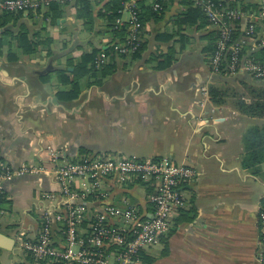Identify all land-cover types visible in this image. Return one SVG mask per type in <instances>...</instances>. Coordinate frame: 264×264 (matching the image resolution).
Here are the masks:
<instances>
[{
    "label": "crops",
    "instance_id": "1",
    "mask_svg": "<svg viewBox=\"0 0 264 264\" xmlns=\"http://www.w3.org/2000/svg\"><path fill=\"white\" fill-rule=\"evenodd\" d=\"M92 1L95 15L107 2ZM157 1L163 11L154 17ZM137 2L145 8L139 52L111 54L80 78L74 75L85 57L120 41L106 32L104 18L89 31L75 4L63 6L58 18L51 10L0 14V161L15 172L31 164L50 172L5 182L11 207L0 224V264L25 261L16 237L38 218L40 196L54 192L46 205L61 203L57 162L110 154L168 158L194 171L178 188L186 206L174 214L168 245L161 240L152 264H261L264 114L256 107L264 106V81L212 73L204 49L213 31L184 22L195 8L188 0H131L126 7ZM218 2L258 9L256 0ZM121 14L127 23L128 10ZM105 186L107 203L152 212L156 184Z\"/></svg>",
    "mask_w": 264,
    "mask_h": 264
},
{
    "label": "built area",
    "instance_id": "2",
    "mask_svg": "<svg viewBox=\"0 0 264 264\" xmlns=\"http://www.w3.org/2000/svg\"><path fill=\"white\" fill-rule=\"evenodd\" d=\"M79 1L84 0H0V14H41L53 5L66 6ZM256 1L258 9L247 11L225 7L216 0H192L206 16L208 27L217 33L215 51L209 59L212 73L247 74L264 81V60L256 54L264 48L261 33L264 0ZM154 8L158 10L160 5ZM126 10L130 14L129 36L125 44L112 46L117 54L132 55L140 47L143 26L132 6ZM243 23L246 26L241 29ZM116 24L125 23L119 18ZM108 59L102 52L96 64L103 67ZM58 163L52 173L60 186L61 203L46 205L50 199L57 198L54 192L41 195L39 217L21 228L16 237L25 254L44 264H145L143 256L154 254L162 237L169 234L174 214L186 206L178 188L194 176L191 168L174 164L168 158H117L110 154L92 159L83 156L60 166ZM49 173L33 164L15 172L0 161V224L10 214L5 182L15 176ZM109 181L120 185L129 181L156 184V191L148 198L152 212L129 203L124 208L107 203L110 191L105 184ZM89 206L94 209V215L89 214ZM259 223L260 263L264 264V208L259 214ZM59 234L64 241L58 238Z\"/></svg>",
    "mask_w": 264,
    "mask_h": 264
},
{
    "label": "trees",
    "instance_id": "3",
    "mask_svg": "<svg viewBox=\"0 0 264 264\" xmlns=\"http://www.w3.org/2000/svg\"><path fill=\"white\" fill-rule=\"evenodd\" d=\"M99 1H104V0H97V2H99ZM216 1L218 2V0H216ZM94 3L95 2L92 0H84V1H79V2L75 3L76 9L78 10L76 17L78 19H82L84 21V24L87 27V30H89V31L93 29L96 17L104 18L105 19L104 28H105L106 32L111 33L114 36V38L120 39V41H118L117 44H123V43L125 44L127 37L129 36V29H127L128 24L125 23L123 25L117 26L116 22L119 18H121V16H122L121 12L126 8L127 3H131V0H107V2L104 4L103 8L98 12L97 15H95ZM157 3L160 5V7L162 6V3L160 1H157ZM188 3L191 6L194 5L192 0H188ZM219 4H221V3H219ZM134 5L135 6H132V8L137 13L138 21L141 23L142 26H144V23H143L144 22V17H143L144 14H142V10H144L145 8L141 7L142 5L140 2H137ZM62 7L63 6L53 5L49 9V11L50 10L53 11L54 17L58 18L59 15L62 13L60 11V9ZM152 11H153L152 16L156 17L163 10L161 7L158 10L152 9ZM2 15H3L2 17H7L10 15H14V14L13 13H3ZM184 22L187 25L188 24L197 25L200 23L198 26L200 28H203L209 24L208 20H207L206 16L204 15V13L202 12V10L196 6L189 13L186 14V18L184 19ZM179 26H181V25L179 24ZM142 28H144V27H142ZM208 35L209 36L206 37V38H208V44L206 45L204 51L207 54V57L210 59V57L213 55V53L215 51L217 33L211 32ZM25 36L26 35L20 36L19 40H20V43L22 42L21 45L27 51L28 41H27V39L25 41V38H26ZM171 39H172V36H169L168 40H171ZM140 46H141V44H140ZM138 49L140 50V47ZM102 52L106 53L108 56L111 54H117L114 52L113 46H109V48L106 50L94 49L93 53L91 55L85 57L84 61L81 64H79L74 76L80 78L83 75L90 74L93 70H96V68H95L96 59H97V56L99 54H101ZM136 54L137 53H135L133 55H136ZM256 54L259 57V59L264 60V48L260 49ZM88 67L90 69H88ZM76 95H78V94H76ZM69 97H71V96H69ZM256 110L260 111L261 115L264 114V106H258V107H256ZM171 231H172V229L170 230L169 234L162 237L161 240L166 243L168 241L171 233H172ZM167 245H168V242H167ZM143 257H144L143 259H144L145 264H152L155 261L154 254H149V255L145 254ZM16 264H44V263L35 261V259L32 256L27 254V258L25 259V261L18 262Z\"/></svg>",
    "mask_w": 264,
    "mask_h": 264
},
{
    "label": "rangeland",
    "instance_id": "4",
    "mask_svg": "<svg viewBox=\"0 0 264 264\" xmlns=\"http://www.w3.org/2000/svg\"><path fill=\"white\" fill-rule=\"evenodd\" d=\"M177 44L176 45H174V46H172L169 50H171L172 52L174 51V50H178L177 49V47H178V45H180V42H176ZM62 163H58V165L60 166ZM11 207V206H10ZM9 207V208H10ZM11 217L13 216V213L10 215ZM8 217V216H7ZM39 217V216H38ZM154 251V250H153ZM25 258H27V256L25 257Z\"/></svg>",
    "mask_w": 264,
    "mask_h": 264
}]
</instances>
